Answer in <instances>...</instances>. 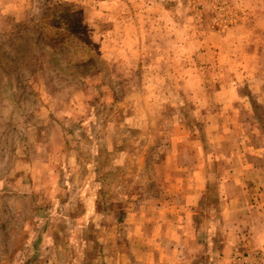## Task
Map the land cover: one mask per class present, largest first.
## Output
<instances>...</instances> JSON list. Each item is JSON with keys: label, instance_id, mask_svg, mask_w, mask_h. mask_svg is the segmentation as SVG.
<instances>
[{"label": "rangeland", "instance_id": "obj_1", "mask_svg": "<svg viewBox=\"0 0 264 264\" xmlns=\"http://www.w3.org/2000/svg\"><path fill=\"white\" fill-rule=\"evenodd\" d=\"M0 264H264V0H0Z\"/></svg>", "mask_w": 264, "mask_h": 264}]
</instances>
